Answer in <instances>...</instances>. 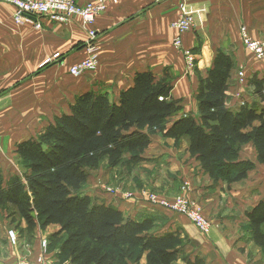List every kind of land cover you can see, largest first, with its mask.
<instances>
[{
  "label": "crops",
  "instance_id": "0c3cea01",
  "mask_svg": "<svg viewBox=\"0 0 264 264\" xmlns=\"http://www.w3.org/2000/svg\"><path fill=\"white\" fill-rule=\"evenodd\" d=\"M76 2L84 5L95 0ZM185 8L199 11L195 30L182 37L184 48L196 58L193 71L187 70L183 55L173 46L178 36L173 23ZM16 14L13 6L0 4V171L5 180L17 174V144L36 138L56 117L68 114L84 93L105 94L117 102L137 73L162 77L167 71L173 81L172 96L181 103L179 117H197L200 77L207 75L222 52L235 64L228 105L237 109L248 103L264 109L248 86L253 76H264V61L248 52L241 39V30L246 28L250 37L264 42V0H116L107 4L91 26L77 17L64 23L47 18L19 23ZM37 22L41 29L35 28ZM89 30L97 34L99 66L75 78L70 70L88 55ZM188 148L187 140L176 143L154 135L142 155L146 161L115 169L104 163L89 173L82 192L95 204L120 210L129 219H155L157 233L185 236L182 255L173 264H264V223L263 238L257 239L248 217L257 208L264 209V165L258 162L254 145L242 146L239 153V160L251 162L253 169L245 180L231 185L215 182L204 173ZM184 182L190 185L189 197L213 224L207 234L186 217L152 206L146 192L140 191L152 189L170 198ZM108 185L132 186L138 192L128 200L108 193ZM20 226L26 228L24 222ZM59 229L38 226L33 237L19 251L10 250L7 259L0 258V264H17L23 255H40L42 240ZM46 255L52 264H69L60 261L58 247H51ZM130 264H147L146 256Z\"/></svg>",
  "mask_w": 264,
  "mask_h": 264
},
{
  "label": "trees",
  "instance_id": "16d2710c",
  "mask_svg": "<svg viewBox=\"0 0 264 264\" xmlns=\"http://www.w3.org/2000/svg\"><path fill=\"white\" fill-rule=\"evenodd\" d=\"M234 65L219 52L207 75L200 77L197 117H179L181 103L172 96L167 71L162 77L137 73L117 102L95 92L77 97L68 114L56 117L36 138L16 145L15 154L25 168L22 175L5 180L0 171V223L10 210L26 224L22 233L28 238L38 226H59L48 247L59 248L62 263L130 264L144 256L147 264L175 263L187 243L185 236L157 233L155 219H129L120 210L95 204L82 190L89 173L104 163L115 169L146 161L142 155L154 135L176 143L187 140L191 157L215 182L231 185L247 178L253 164L239 160L246 144L254 145L264 165V109L248 103L237 109L228 105ZM248 86L264 103V76H253ZM248 217L255 238H263V207Z\"/></svg>",
  "mask_w": 264,
  "mask_h": 264
},
{
  "label": "built area",
  "instance_id": "2783aa9c",
  "mask_svg": "<svg viewBox=\"0 0 264 264\" xmlns=\"http://www.w3.org/2000/svg\"><path fill=\"white\" fill-rule=\"evenodd\" d=\"M110 1L116 0H98L97 2L84 6L79 5L76 0H0V4L13 6L17 10L16 21L19 23L29 22L30 20H33V18L38 21L47 18L51 22L64 23L77 17L82 19L85 26H91L95 23L97 16L106 10L107 4ZM198 14L199 11L197 10H188L185 8L173 23V28L178 33V36L174 39L173 46L183 55L189 71L194 70L196 66V58L191 50L184 48L182 37L195 30ZM35 28H42L40 22L35 23ZM96 36L97 34L94 30H89L88 57L71 68L70 74L73 77L79 78L85 73L97 69L99 64V53L95 45ZM241 39L248 52H250L257 60L264 61V42L250 37L246 28H242L241 30ZM239 76L244 78L243 72H240ZM244 104L245 103H242V105ZM107 192L115 194L112 189H107ZM153 198L154 199L150 201L153 206L185 215L199 230L206 232L207 228L202 227L203 220L199 217L200 209H198L196 205H194L193 208L195 211H190L188 208L189 204L185 201H161L156 197ZM8 239L10 244L17 246L20 236L18 232L10 230L8 232ZM48 245V241L44 240L42 244L44 253L47 251ZM44 253L39 261L22 260L20 264H52L51 260H49Z\"/></svg>",
  "mask_w": 264,
  "mask_h": 264
},
{
  "label": "rangeland",
  "instance_id": "374dc122",
  "mask_svg": "<svg viewBox=\"0 0 264 264\" xmlns=\"http://www.w3.org/2000/svg\"><path fill=\"white\" fill-rule=\"evenodd\" d=\"M98 0H95V2H97ZM91 3V2H90ZM90 3H87V4H90ZM94 3V2H92ZM87 4H84V5H87ZM80 5V4H79ZM84 5H81V6H84ZM107 9V8H106ZM105 11V10H104ZM103 11V12H104ZM102 12V13H103ZM100 15V14H99ZM98 15V16H99ZM97 16V17H98ZM97 38V36H96ZM263 42V41H262ZM95 44H96V41H95ZM89 54V52H88ZM88 57V55H87ZM86 57V58H87ZM85 58V59H86ZM99 66V64H98ZM98 68V67H97ZM187 68V66H186ZM188 70V69H187ZM189 71V70H188ZM105 166V165H104ZM16 168L15 170L16 173L18 175H22V173L25 172V168L24 166L21 164V163H18L16 165ZM125 186V185H124ZM189 187L190 185L188 184V182H184V184L182 185V187L180 188V192L174 196V197H166V196H163L161 194H159V192H156L152 189H140L141 192H146V195H147V198L149 200V203L150 201H152L154 198L153 197H156L158 199H160L161 201H185L189 204L188 208L190 209V211H195L194 208V205H196V207L198 209H200V213H199V217L201 220H203V223H202V227L203 228H207L206 232H202L201 230H199L197 228V226L185 215H182V214H179V213H176V212H173V213H176V214H179V215H182L184 217H186L200 232L202 233H209L213 227V224L212 222L209 220L208 217H206V215L204 214L203 212V209L201 207V205L196 202L195 200H192L190 197H189ZM105 189H112L113 192H116V193H119L123 198L125 199H130L132 200L136 194L137 191H135L132 186H125V187H118L117 185H112V186H107L105 187ZM113 194V193H111ZM132 197V198H131ZM151 204V203H150ZM152 205V204H151ZM153 206V205H152ZM5 214V215H4ZM3 214V219L1 220V223H0V258L2 259H7L8 258V255H9V252L10 250H12L13 252H16L17 250L19 251V247L21 246V244H24L23 242H27L30 240V238H28L24 233H22L23 230H25V228H21L20 226V218L14 214H12V212L10 210H7L6 213ZM10 230H14L16 232H18L19 236H20V239H19V243L17 246H13L12 244H10L9 242V239H8V232ZM21 233V235H20ZM47 240V239H46ZM43 241L42 240V244H43ZM48 241V240H47ZM49 243V242H48ZM6 245V246H5ZM49 246V245H48ZM10 248V249H9ZM48 251H49V247L47 249V251L44 253L43 252V247H42V253L40 255H37L36 257H31V256H21L19 258V260L17 261V264H20V262L22 260H30V261H39L41 257H43V253L44 254H48ZM2 254V255H1Z\"/></svg>",
  "mask_w": 264,
  "mask_h": 264
}]
</instances>
